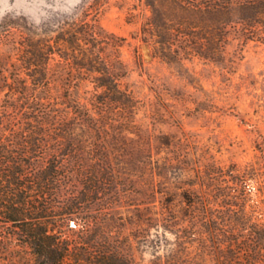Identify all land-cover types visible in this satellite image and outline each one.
Here are the masks:
<instances>
[{
	"label": "rangeland",
	"instance_id": "374dc122",
	"mask_svg": "<svg viewBox=\"0 0 264 264\" xmlns=\"http://www.w3.org/2000/svg\"><path fill=\"white\" fill-rule=\"evenodd\" d=\"M211 1L213 7L205 5L210 0H0V127L9 121L17 129L52 107L60 116L70 105L92 113L102 107L118 126L131 121L128 151L142 146L160 160L161 177L149 169L137 176L128 151L110 152L117 164L106 193L115 192V204L106 224L116 235L134 229L135 202L157 215L183 216L184 194L201 200L199 213L221 218L224 230L247 211L264 221V0ZM79 40L81 50L74 49ZM78 60L97 71L78 69ZM80 70L82 85L65 80ZM108 70L123 74L114 87L132 95V110L105 101L109 90L96 86L95 76ZM50 95L37 113L26 111L37 96ZM81 157L90 165L97 158ZM84 185L78 178L73 190ZM138 256L154 258L146 248Z\"/></svg>",
	"mask_w": 264,
	"mask_h": 264
},
{
	"label": "trees",
	"instance_id": "16d2710c",
	"mask_svg": "<svg viewBox=\"0 0 264 264\" xmlns=\"http://www.w3.org/2000/svg\"><path fill=\"white\" fill-rule=\"evenodd\" d=\"M214 4L210 0L205 5ZM80 42L74 49L81 50ZM75 65L91 73L97 71L82 60ZM81 70L67 74L65 80H77L82 85L86 78ZM44 71L37 83L43 82L47 69ZM122 77L120 71L108 70L102 77L95 76L96 86L109 90L105 101L120 102L130 111L134 98L114 87L121 86ZM52 97L37 96L25 106L26 111L37 113L38 108L48 105L43 100ZM68 107L72 110L62 116L52 107L45 115L23 118L17 129L9 121L0 127L2 264H264V221H254L253 214L245 212L249 200L246 180L245 213L228 220L233 230H224L221 218L203 217L198 207L203 202L184 194L183 216L175 212L157 215L144 206L147 203L135 202L134 229L128 236L116 235L106 224L108 211L115 204V192L106 193V181L113 178L117 161L110 160V152L118 149V153H125L129 149L131 121L118 126L102 107L93 113L82 105ZM48 130L55 138L48 139ZM134 134L141 138L138 132ZM141 148V152L126 153L133 174L142 176L149 169L161 177L160 160ZM82 152L96 156L95 164H86ZM114 155L117 158V153ZM78 178L85 185L73 190ZM203 185L212 187L207 182ZM142 248L154 257L149 263L138 256Z\"/></svg>",
	"mask_w": 264,
	"mask_h": 264
}]
</instances>
